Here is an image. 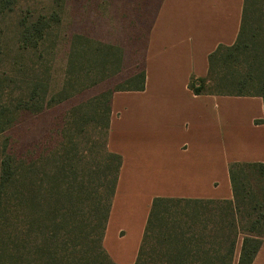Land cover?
I'll return each instance as SVG.
<instances>
[{
    "label": "trees",
    "instance_id": "1",
    "mask_svg": "<svg viewBox=\"0 0 264 264\" xmlns=\"http://www.w3.org/2000/svg\"><path fill=\"white\" fill-rule=\"evenodd\" d=\"M18 1L0 0V135L15 125L21 113L40 114L58 106L121 74L125 63L121 47L75 34L63 85L49 96V60L43 58L41 48L61 25L64 6L59 2L49 16L21 20L20 47L33 52L35 62L4 50L3 17L14 11ZM56 42L50 44L52 51ZM40 59L42 63L37 64ZM128 83L131 85L104 92L67 113L65 147L59 155L50 154L40 163L4 150L0 264H104V255L109 257L103 238L121 158L116 156L119 162L114 177L105 172L97 184L92 182L95 172H85L89 170L80 166L77 137L86 128L78 125L92 121L93 135L107 140L113 94L143 91L145 71ZM198 83L200 87H196ZM189 88L195 95L260 97L264 102V0H244L237 41L210 54L207 77L193 78ZM88 108L93 112L90 120L85 112ZM228 171L231 200L156 198L134 264H233L241 237L239 264H253L264 241V163H230ZM107 185L103 204L102 189Z\"/></svg>",
    "mask_w": 264,
    "mask_h": 264
},
{
    "label": "crops",
    "instance_id": "2",
    "mask_svg": "<svg viewBox=\"0 0 264 264\" xmlns=\"http://www.w3.org/2000/svg\"><path fill=\"white\" fill-rule=\"evenodd\" d=\"M243 7L244 0H160L149 21L145 89L116 91L111 102L106 149L121 164L103 247L116 264L135 263L156 198L231 200L229 164L264 163L263 99L189 88L207 77L210 54L235 44ZM253 264H264V241Z\"/></svg>",
    "mask_w": 264,
    "mask_h": 264
},
{
    "label": "rangeland",
    "instance_id": "3",
    "mask_svg": "<svg viewBox=\"0 0 264 264\" xmlns=\"http://www.w3.org/2000/svg\"><path fill=\"white\" fill-rule=\"evenodd\" d=\"M59 2L64 6L62 23L52 30L49 42L41 48L43 58L49 60L50 67L47 72L49 96L57 93L63 85L70 41L75 34L86 35L126 49L124 69L112 79L40 114L28 111L21 113L15 125L0 135V176L4 150L13 157H27L40 163L43 158L48 159L50 154L59 155L61 149L65 147L63 137L65 116L71 109L88 103L104 92L130 86L128 80L144 71L142 49L147 37V26L160 0H19L14 11L3 17L2 38L5 52L10 56H24L26 61L33 59L37 62L33 52H25L20 47V22L24 19L32 22L41 15L49 16ZM55 40L56 49L52 51L50 44ZM39 63H42L41 59L37 64ZM40 74L43 79L42 70ZM196 87H200V83ZM104 111L105 102L101 106V113ZM85 112L90 120L93 112L90 108ZM82 126L86 128L85 133L78 135L76 147L81 155V168L89 170L85 172H95L92 182L96 184L105 172L110 178L114 177L119 160L106 150L105 137L93 135L95 124L92 121L89 124L78 125ZM108 159H111L110 163H107ZM107 186L102 189L105 196L103 204H106L108 197L109 185ZM84 199L86 201L87 197ZM85 204L87 205L88 201ZM102 261L104 264H116L112 263L106 254Z\"/></svg>",
    "mask_w": 264,
    "mask_h": 264
}]
</instances>
